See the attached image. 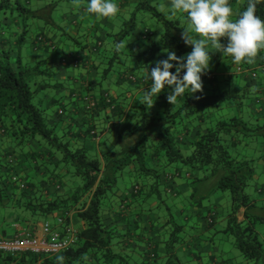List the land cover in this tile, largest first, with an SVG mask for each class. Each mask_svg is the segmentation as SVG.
Listing matches in <instances>:
<instances>
[{
    "label": "trees",
    "instance_id": "16d2710c",
    "mask_svg": "<svg viewBox=\"0 0 264 264\" xmlns=\"http://www.w3.org/2000/svg\"><path fill=\"white\" fill-rule=\"evenodd\" d=\"M46 1L44 4L39 3L40 0H0V193H3L9 182L6 179L13 171L8 158L15 150L28 146L31 139L39 138L54 154H60L58 164L62 170L58 176L62 183V178L68 175L70 186L48 196L45 191L51 182L49 179L35 186L31 181L25 182L18 174L10 178L13 183L9 185L20 190L24 205L31 207L37 215L75 208L83 227L77 230V241L57 254L41 258L33 253L12 256L0 252V264H39V258L42 264H57V257H63V264H87L94 259L101 264H132L117 251L118 240L126 239L128 231L106 222L107 200L116 193L119 178L127 172L138 179L133 187L135 194H143L149 187L148 199L153 197L166 202L163 194L167 192L161 190L162 177L172 181L174 174L166 173V169H179L180 166L190 169V205L201 208L211 203L218 193L229 194L231 206L224 230L233 236L248 264H264V236L257 225L258 221L264 220V214L259 213L261 210L264 212V203L259 204L253 194L259 168L255 152L251 149L259 148L255 145L264 142V118L244 116L238 111L237 107L245 97L237 91L202 90L185 97L177 109H153L141 103L142 113L134 128L126 135L118 134L122 146L110 148L103 158L90 154L85 147L76 145L74 133L60 132V122L53 123L49 119L50 106L44 103L42 96L54 91L49 98L50 105L60 107L61 100L56 96L61 95L66 87L56 78L58 64L42 53L32 61V57L24 52V49L28 51L30 44L38 49L45 40L43 33L38 32L32 43L26 44L30 38L24 31L28 30L29 22L39 25L40 20H45L46 24H50L49 31L53 32L63 27L56 17L61 0ZM247 3L248 0H245L236 18ZM139 11L153 14L163 23L164 31L159 39L137 56L138 67L153 66L156 56L164 48L175 51L178 56L192 50L182 39V27L186 25L179 18L169 17L148 0H141L133 17L117 34L113 44L116 51L107 61L105 73L113 67L112 61L119 56V47L124 39L136 28ZM256 14L264 18V0H256ZM15 45H18V51ZM95 102L90 111L98 109L99 102ZM101 103L112 107V110L116 107L111 96H104ZM227 107L233 111L232 114L221 112ZM57 113L62 116L64 108ZM195 121L205 123V127L187 151L181 135L189 129L188 122ZM14 177L18 180H13ZM22 183L25 184L23 187ZM259 192L264 195V186L259 188ZM242 208L245 212L240 220ZM168 210V220L173 229L166 242L168 259L165 264H183L176 248L185 239L181 234L184 224L170 208ZM63 218L67 220L68 216Z\"/></svg>",
    "mask_w": 264,
    "mask_h": 264
},
{
    "label": "crops",
    "instance_id": "0c3cea01",
    "mask_svg": "<svg viewBox=\"0 0 264 264\" xmlns=\"http://www.w3.org/2000/svg\"><path fill=\"white\" fill-rule=\"evenodd\" d=\"M140 1L116 0L120 9L116 16L97 18L95 14L85 10L86 0H81L79 8L73 6L72 0H66L64 1L65 15L58 12L56 16L57 21L63 26L60 31L54 32L56 34H53V37V31L50 34L43 33L45 40L41 42L38 49L34 48L33 44L30 45V49L28 48V55L32 57V61L42 53L51 58L56 65L58 64L59 73L56 78L66 84L62 94L56 96L61 100L60 107L50 105L49 98L55 93L54 91L41 95L44 103L50 106L48 111L50 121L53 123L59 121L60 132L74 133L76 145L83 146L90 154L99 155L102 158L110 148L117 147L114 140L118 134H128L142 113L141 100L151 83L146 79V73L150 68L138 67L136 58L149 44L159 39L164 31L163 23L153 14L139 11L136 28L124 39L119 47L121 50L119 56L117 55L118 57L112 61L113 67H116V73H105L107 61L109 58L112 59L116 51L112 43L115 44L117 34L124 28L126 21L133 17ZM148 1L160 11L163 6L162 12L167 13L170 0ZM244 1L229 0L233 9L232 19H236ZM43 2L46 4L47 1L40 0L39 3ZM33 4L36 5L37 1ZM168 16L179 18L187 27L186 14L178 12L175 16ZM61 34H64L65 39L69 41L58 40ZM83 36L86 41L82 43ZM221 39L222 43L227 44V37ZM84 44L89 47H85ZM105 44L110 45V52L107 50L103 53ZM81 45L85 50L77 55L75 47H81ZM212 51L210 68L202 74V90L231 89L240 94L243 93L242 97L245 98L237 107L238 111L243 112L244 116L263 119L264 50L258 51L252 63L239 64L233 63L230 56L223 57L221 52H215L214 49ZM166 57L167 53L162 49L156 56L153 67L156 61ZM240 66L241 71L238 69ZM256 68H262V79L256 80L251 75ZM172 71L175 72V68ZM170 91V88H166L157 98L153 97L154 104L151 108L177 109L185 97L192 95L178 97L173 104L167 98ZM104 96L112 97L116 106L114 110L101 103ZM258 98H261L260 101ZM89 100H97L98 109L90 111ZM60 108L65 110L62 116L57 113ZM221 112L233 113L228 107ZM187 127L189 129L181 136L185 143L184 148L189 151L192 141L198 138L205 123L188 122ZM255 146L262 151L259 148H251L253 153L255 152L259 168L253 194L258 198L259 204H262L264 195L259 192V188L264 186V142ZM59 159L60 154H54L39 138L31 139L28 146L23 150H15L8 158L13 165V171L6 179L9 182L6 183L3 193H0V236L13 237L22 233L41 234L45 221L52 222L53 229L62 233L82 229L83 222L78 218L75 208L67 207L48 215H37L31 207L24 205L23 199H20V190L9 185L13 183L10 178L18 174L25 182L31 181L35 186L49 179L51 182L45 191L49 194L48 196L64 191L66 186H70V179L66 175L61 183L58 176L59 171L62 170L59 168ZM166 173L174 174L172 181H166V178L162 177V183L167 192L166 202L154 200L153 197L148 199L149 195L146 194H150L149 187H146L143 194H135L133 187L137 179L131 177L128 179L127 175L119 178L116 193L107 200L105 211V220L110 226H117L122 231H128L126 239L118 240L117 251L133 264L147 261L150 264H165L168 259L166 242L173 229L168 220L170 208L178 220L184 224L181 234L185 239L176 248V254L183 264H248L241 253L234 254L228 247L231 235L227 234L224 228L227 224L226 215L230 210L231 201L227 193H218L211 203L201 208L194 207L189 204L188 199L190 169L186 166H180L179 169L171 167L166 169ZM261 211L259 213L264 214ZM244 212L245 208H242L239 212L240 220L243 219ZM63 216L68 218L67 220L64 218V222L60 224L58 219ZM257 225L264 236V220L258 221ZM233 246L237 251L239 250L235 243ZM41 258H39V264H42ZM4 264L14 263L5 262ZM87 264L101 263L94 259L89 260Z\"/></svg>",
    "mask_w": 264,
    "mask_h": 264
},
{
    "label": "clouds",
    "instance_id": "9594fccd",
    "mask_svg": "<svg viewBox=\"0 0 264 264\" xmlns=\"http://www.w3.org/2000/svg\"><path fill=\"white\" fill-rule=\"evenodd\" d=\"M79 8L81 0H72ZM88 13L97 18H111L120 11L116 0H86ZM161 11H164L162 6ZM187 15V27H182V39L192 50L185 56L164 48L165 59L155 62L146 73L150 81L141 103L151 108L153 97L170 88L168 101L175 104L178 97L196 94L203 89L202 74L210 68L213 49L230 56L233 63H252L258 51L264 50V18L256 14V0H248L246 8L236 19L229 0H170L168 15ZM227 37V44L222 43ZM175 68V72L172 69ZM63 264V257H57Z\"/></svg>",
    "mask_w": 264,
    "mask_h": 264
},
{
    "label": "built area",
    "instance_id": "2783aa9c",
    "mask_svg": "<svg viewBox=\"0 0 264 264\" xmlns=\"http://www.w3.org/2000/svg\"><path fill=\"white\" fill-rule=\"evenodd\" d=\"M238 69L241 71L242 67L240 66ZM251 75L254 77L253 72H251ZM95 105L96 102L94 100H89V108ZM60 112H62V110H60ZM13 180L16 181L18 179L14 177ZM24 185V183L21 184L22 187ZM136 188L138 189V186ZM58 222L62 224L64 218H59ZM41 230V234L22 233L13 237L0 236V252L12 256H18L21 253H33L39 257L49 256L65 250L78 239L77 230H71L69 233H62L54 230L52 222L50 221H45Z\"/></svg>",
    "mask_w": 264,
    "mask_h": 264
},
{
    "label": "rangeland",
    "instance_id": "374dc122",
    "mask_svg": "<svg viewBox=\"0 0 264 264\" xmlns=\"http://www.w3.org/2000/svg\"><path fill=\"white\" fill-rule=\"evenodd\" d=\"M64 1H66V0H61L60 1V3H59V6L57 7V11L60 13H62L63 15H65V12H66V10L64 9V5L66 6V4H64ZM58 13V14H59ZM57 15V14H56ZM40 23H39V25L38 24H34V25H31L30 24V22H29V27L27 28L28 30L27 31H24L26 34H27V36H28V39L30 38V40L28 41V42H26V44H30V43H32L31 41H32V38H35V35L38 33V32H41V33H51V31H49V23L48 24H46V21L45 20H40L39 21ZM48 25V26H47ZM60 30H58L57 32H59ZM56 32V33H57ZM21 34H23L22 32H20ZM56 33H54V32H52V37H53V34L55 35ZM20 34V36H24V35H21ZM26 37V36H25ZM17 38V37H16ZM16 38H15V40L14 41H16ZM58 40H61V42L62 41H69V39L67 40V39H65V37H64V34L62 35H60V37H59V39ZM86 41V38L83 36L82 37V43L83 42H85ZM40 43V42H39ZM114 43H112V45H113ZM31 45V44H30ZM17 46L18 45H15V50H16V48H17ZM84 46L85 47H89V46H87V45H85L84 44ZM28 47H30L29 45H28ZM30 49V48H29ZM74 50V49H73ZM75 50H76V53H77V55L78 54H80L81 53V51L82 50H85V48L81 45V47H75ZM74 50V51H75ZM108 50V52H110V50H111V47H110V45L109 44H105V47H104V50H103V53L104 52H106ZM16 51H18V50H16ZM24 52L26 53V54H28V51L26 50V49H24ZM83 52V51H82ZM118 57V56H117ZM242 63V62H241ZM109 72H114V73H116V67L114 68V67H112L109 71H108V73ZM251 72V71H250ZM253 73H254V79H256V80H259V79H262V75H263V70H262V68H256L254 71H252ZM111 80H112V78H111ZM256 94V93H255ZM242 95H243V93H242ZM254 94H252V96H253ZM255 96V95H254ZM115 142H116V146L117 147H120V146H122V144H121V141L119 140V138H118V136H117V138L114 140ZM131 173H127V172H124L123 173V175H127L129 178L128 179H130V177L133 179V178H135V175L133 176V175H130ZM136 180V179H135ZM138 180V179H137ZM161 190H163V192H164V186H161ZM221 193H223V192H221ZM227 193V192H226ZM164 195V197H166V195L165 194H163ZM227 196H228V198H229V201H230V196H229V194L227 193ZM175 214V213H174ZM176 215V214H175ZM178 218V217H177ZM221 221V220H220ZM258 229L260 230V227L258 226ZM231 238H230V240H228L229 241V243H228V247L233 251V253L234 254H237V252H241L240 250H238L237 251V249L233 246L234 245V238H233V236L231 235L230 236ZM130 263H132V262H130ZM133 264V263H132Z\"/></svg>",
    "mask_w": 264,
    "mask_h": 264
}]
</instances>
